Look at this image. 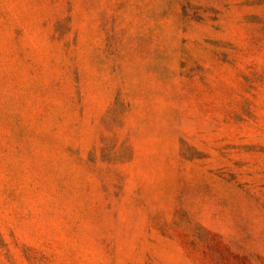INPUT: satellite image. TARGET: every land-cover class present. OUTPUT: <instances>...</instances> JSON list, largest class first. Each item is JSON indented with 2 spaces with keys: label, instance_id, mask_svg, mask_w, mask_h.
<instances>
[{
  "label": "rangeland",
  "instance_id": "obj_1",
  "mask_svg": "<svg viewBox=\"0 0 264 264\" xmlns=\"http://www.w3.org/2000/svg\"><path fill=\"white\" fill-rule=\"evenodd\" d=\"M0 264H264V0H0Z\"/></svg>",
  "mask_w": 264,
  "mask_h": 264
}]
</instances>
